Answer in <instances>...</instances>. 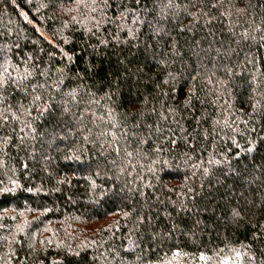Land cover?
<instances>
[{
    "label": "trees",
    "instance_id": "1",
    "mask_svg": "<svg viewBox=\"0 0 264 264\" xmlns=\"http://www.w3.org/2000/svg\"><path fill=\"white\" fill-rule=\"evenodd\" d=\"M0 264H264V0H0Z\"/></svg>",
    "mask_w": 264,
    "mask_h": 264
}]
</instances>
